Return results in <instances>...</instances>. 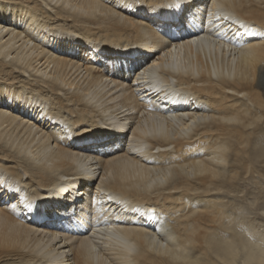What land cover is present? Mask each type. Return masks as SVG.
<instances>
[{
  "label": "bare ground",
  "instance_id": "bare-ground-1",
  "mask_svg": "<svg viewBox=\"0 0 264 264\" xmlns=\"http://www.w3.org/2000/svg\"><path fill=\"white\" fill-rule=\"evenodd\" d=\"M0 184V264H264V0H0Z\"/></svg>",
  "mask_w": 264,
  "mask_h": 264
},
{
  "label": "rangeland",
  "instance_id": "rangeland-1",
  "mask_svg": "<svg viewBox=\"0 0 264 264\" xmlns=\"http://www.w3.org/2000/svg\"><path fill=\"white\" fill-rule=\"evenodd\" d=\"M238 52V50H236V51H234L233 50V54L234 53H237ZM232 53H228V55H231ZM233 56V55H232ZM99 64H101V63H99ZM136 75L131 79V81H129V82H132V83H134V79L137 77V73H135ZM130 80V79H129ZM140 83V82H139ZM156 94V93H155ZM156 99H158V98H156ZM142 114H140V116H141ZM144 115V114H143ZM119 118H121V122L122 123H125V124H128V122L130 121V120H128V121H126L124 118V116H120ZM146 118V116H143V118L142 119H145ZM132 134H133V127H131V128H129V126H128V130H127V133L125 134L124 133V137H123V145H127L126 147H133V146H136L138 143H136V142H134L133 140H132V142L130 141L131 140V137H132ZM126 135H128V138H129V141H127L128 140V138L127 139H124L125 138V136ZM133 139V138H132ZM78 141H80V140H78ZM140 147L138 146L137 147V149H139ZM2 199H3V201H8V198H4V197H2ZM245 203V202H244ZM3 205L4 206H9V204L8 203H2L1 204V207H3ZM21 212L22 213H24V215H27V216H29L30 217V220H31V218H32V212H30V210H26V208H22L21 209ZM260 212V214L262 215V216H264V212L263 211H259ZM50 218H52V217H50ZM250 218H252L253 220L250 222V221H248L249 223H255V225H257V229L258 230H260V231H262V230H264V219L262 220V219H257V218H255V216H254V213L253 214H250ZM47 220H50V219H46L45 221H47ZM35 229H36V231H37V235H40V236H43L44 237V239L45 240H47L48 238H49V236H50V233H46L45 231H46V229L44 230V227L42 228V227H36V226H33ZM260 228V229H259ZM256 231V230H255ZM70 235V234H69ZM65 237L63 236V235H58V238L56 239V240H54V244H56V247L57 248H59L60 249V251H64L65 252V255H68L69 256V258L71 259V260H69V261H67L65 264H76L75 263V258H76V251L72 248V250H71V246L70 245H73V243H74V240H72V239H70V240H67V242H65V240H63ZM93 241L98 245V249H99V251H100V249H102L104 246H105V244H106V242H105V239L103 238V236H99V237H95L94 239H93Z\"/></svg>",
  "mask_w": 264,
  "mask_h": 264
},
{
  "label": "snow or ice",
  "instance_id": "snow-or-ice-1",
  "mask_svg": "<svg viewBox=\"0 0 264 264\" xmlns=\"http://www.w3.org/2000/svg\"><path fill=\"white\" fill-rule=\"evenodd\" d=\"M54 39H56V37H54ZM38 101H39V97L38 96H34L31 99H29V98L26 97L23 101H20V102L26 103V104H33V103H37ZM89 128H90V126L82 124V125H78L75 128V131L78 132V133H80V135L82 136L85 133L86 129H89ZM111 131L115 132L116 130L113 129ZM5 193H7L10 196V198H11V199H9L6 202L3 201V199H2V197H3V195ZM18 198H20V193H19L18 190L8 189L3 184H0V204H2V203H8L10 207L15 208V205H12L11 200L12 199H18ZM23 202H24L23 199H21V203H23ZM24 206H25V208H29V209L30 208H33V207H38V205H35L34 206L31 203L25 204Z\"/></svg>",
  "mask_w": 264,
  "mask_h": 264
}]
</instances>
